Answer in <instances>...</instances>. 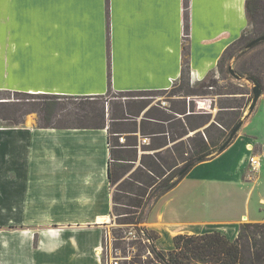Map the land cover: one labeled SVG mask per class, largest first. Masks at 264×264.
I'll use <instances>...</instances> for the list:
<instances>
[{"label":"crops","instance_id":"1","mask_svg":"<svg viewBox=\"0 0 264 264\" xmlns=\"http://www.w3.org/2000/svg\"><path fill=\"white\" fill-rule=\"evenodd\" d=\"M246 0H189V72L201 82L249 28ZM183 0H0V90L70 97L167 90L182 67ZM258 109L256 110V108ZM229 145L144 215L177 234L237 237L264 222V103ZM260 157L251 179L248 146ZM106 129L0 127V264H102L110 222Z\"/></svg>","mask_w":264,"mask_h":264},{"label":"trees","instance_id":"2","mask_svg":"<svg viewBox=\"0 0 264 264\" xmlns=\"http://www.w3.org/2000/svg\"><path fill=\"white\" fill-rule=\"evenodd\" d=\"M245 12L248 26L252 25L254 23L252 18L258 12V7L253 0H246ZM261 36H264V33L256 38ZM256 38L248 37L247 31L243 32L225 50L224 55L234 46L246 50L264 41H259L247 48L246 46ZM182 40L180 85L176 87L174 84L173 90L182 92L183 96L203 95L206 93L203 90L206 82L192 84L190 80L189 46L187 44L189 41V0H183ZM224 55L216 65L220 73H224L222 68ZM246 79L261 89L258 79L250 77ZM1 92L2 90L0 94ZM6 92L9 95L12 93ZM110 92L112 90L109 87L106 94ZM13 95L25 96L27 102L21 104L7 96H0V127L21 126L25 116L34 112L37 114V127L39 128L106 129L110 155L108 164L110 187L116 184L122 174L127 172L136 161V133L139 132L141 136L149 139V144L144 146V150L152 152L141 155L138 166L126 180L118 185L116 192L112 193L110 214L118 226H133L138 232L143 231L152 240L148 248L155 264H264V223H242L237 237L233 240L227 239L219 232L177 234L172 238L173 248L167 252L158 251L155 248V240L158 237L155 232L139 226L143 221L145 211L160 197L172 190L186 176L191 167L219 153V148L228 139L230 133L242 122V113L239 112L242 105L233 103L235 104L233 106L224 102L220 104L216 116L211 119L210 113L196 112L185 101L180 102L179 107H175V104L170 102V107L165 110L150 109V116L146 113L139 125H136V122L131 120V116L135 115L121 110L119 117H113L106 111L104 105H98L97 101L104 95L70 97L21 92H13ZM66 99L80 101L65 117L70 125H58V119L63 116L62 102ZM108 120L111 121V125L108 124ZM120 121L128 124H120ZM110 126L123 127L129 131L112 132ZM200 128L203 129L200 130ZM112 133H125L126 143L112 144L110 138ZM183 167H188V169L179 174ZM121 230L118 228L113 231L115 249L121 248ZM142 247L140 243L137 245L138 250ZM135 263L131 261L130 264Z\"/></svg>","mask_w":264,"mask_h":264},{"label":"rangeland","instance_id":"3","mask_svg":"<svg viewBox=\"0 0 264 264\" xmlns=\"http://www.w3.org/2000/svg\"><path fill=\"white\" fill-rule=\"evenodd\" d=\"M254 4L258 7V12L253 16V24H249L247 30V36L250 38H256L260 34L264 33V0H253ZM228 67H231L237 75L241 77L240 80H236L228 73ZM222 68L224 73H220L216 67L211 70L208 75L202 80L206 82V87L203 89L206 92L203 95L194 96H183V93L173 90V85L176 87L180 85L179 80L172 84V86L167 90H152V91H133V92H115L112 91L105 94L101 99H99L98 105H104V108L111 115L119 117L121 115V110L123 112H128L129 114L135 115L131 116V120L139 125L142 118L146 113L150 116V109L158 108L160 110H165L170 107V102L175 104V107H179L180 102L185 101L186 104H190L196 112H207L211 114V119H213L219 109L220 104L224 102L227 105H235L233 103H238L242 105L239 112L242 113V118H245L249 114V106L253 98V86L254 84L248 81L246 78L250 77L252 79H258L261 84V89L263 92L258 99L257 104L264 103V41L259 44L243 50L239 46L232 47L227 54L224 55L222 61ZM201 81V82H202ZM212 85V86H209ZM193 86V85H192ZM5 90H2L0 96L9 97L11 100L19 101L21 104H26L27 97L20 95H13V93L7 94ZM238 92L240 94H229ZM184 99V100H181ZM80 100L66 99L62 103L63 106V116L58 119V125H70L65 118L67 114L75 107V105ZM256 104V106H257ZM123 108V109H121ZM258 107L256 108V110ZM125 110V111H124ZM168 112V111H167ZM126 116V115H125ZM241 118V121L243 120ZM111 121L108 120V124L111 125ZM151 123V122H150ZM37 124V114L34 112L28 113L25 118L23 125ZM120 124H128L124 121H120ZM124 126V125H122ZM130 127V126H128ZM112 132L121 131L127 132L128 129L123 127L114 128L110 126ZM119 129V130H118ZM203 128H200L202 130ZM112 144H125L126 134L125 133H112L110 136ZM149 144V139L143 137L139 132L136 133V161L134 165L114 184L110 189L112 193L116 192L118 185L126 180L131 172L138 166L140 157L143 153H151L152 151L144 150V146ZM262 164V162H260ZM253 175H251L252 178ZM247 179L248 176H247ZM131 209V208H129ZM147 211V210H146ZM145 211V213H146ZM145 215V214H144ZM264 223V222H259ZM140 227H145L144 218L139 224ZM122 229L120 249H115L113 244V231L114 229ZM128 231H133L135 233V238L125 239L126 233ZM142 231H137L133 226L125 225L118 226L115 223L114 217L110 218L109 224L104 228L101 258L102 264H106V259L119 258L118 264H130L131 261H135V264H155L154 259L147 254V248L142 241ZM144 233V232H143ZM145 235V234H144ZM146 236V235H145ZM133 243V244H132ZM141 244L142 249L138 250L137 245ZM124 249V250H122Z\"/></svg>","mask_w":264,"mask_h":264},{"label":"built area","instance_id":"4","mask_svg":"<svg viewBox=\"0 0 264 264\" xmlns=\"http://www.w3.org/2000/svg\"><path fill=\"white\" fill-rule=\"evenodd\" d=\"M248 150L250 152L249 157H248V160H247L248 169H249V176H248V178L251 179V175H253L254 173H256L259 170V168H260V157L254 151L253 146L249 145L248 146ZM141 233L143 234L141 239H142L143 243L145 245H147L146 246V248H147V254L150 257L153 258L152 253L150 252V250L148 248V246L151 245L152 240L149 237L145 236L144 233H143V231ZM133 238H135V233L133 231H128L126 233L125 239H133ZM118 259L119 258H117V257L116 258H112L111 257V259H108L107 258L106 259V264H118Z\"/></svg>","mask_w":264,"mask_h":264},{"label":"water","instance_id":"5","mask_svg":"<svg viewBox=\"0 0 264 264\" xmlns=\"http://www.w3.org/2000/svg\"><path fill=\"white\" fill-rule=\"evenodd\" d=\"M264 40V36H261V37H258L256 39H254L253 41H251L246 47L249 48L251 47L252 45H254L255 43L259 42V41H262ZM228 71H229V74L235 78L236 80H240L241 77L238 76L234 70H232L231 67H228ZM252 92H253V98H252V102L249 106V113L252 112L254 110V108L256 107V104L258 102V99L260 98L261 96V89L258 85H254L253 86V89H252ZM241 124H239L229 135L228 139L223 143V145L219 148L218 152H222L228 145L229 143L232 141V139L234 138L235 134L237 133V131L239 130ZM199 161H201L199 159ZM188 169V167H183L179 174H182L184 173L186 170Z\"/></svg>","mask_w":264,"mask_h":264}]
</instances>
